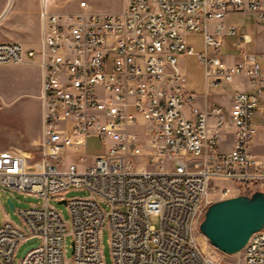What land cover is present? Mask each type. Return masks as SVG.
I'll list each match as a JSON object with an SVG mask.
<instances>
[{
    "label": "built area",
    "instance_id": "built-area-1",
    "mask_svg": "<svg viewBox=\"0 0 264 264\" xmlns=\"http://www.w3.org/2000/svg\"><path fill=\"white\" fill-rule=\"evenodd\" d=\"M54 2L40 0L39 47L0 40V64L37 57L42 120L35 153L0 150V189L43 199L17 210L21 225L0 224V264H14L23 243L16 264H64L67 231L73 264H104V225L113 264H219L225 253L199 231L210 195L264 191V140L262 155L252 151L253 118L264 115V0H127L118 13L88 11L85 0L81 11L59 12ZM240 15L254 18L262 49L247 50ZM187 33L202 36L196 55L208 88L246 78L249 89L235 92L227 113L200 108L187 88ZM228 37L236 54L221 53ZM222 132L233 136L228 151ZM89 135L104 144L91 163ZM69 188L86 195L64 198ZM54 197L65 200L68 223ZM241 253L242 264H264V227Z\"/></svg>",
    "mask_w": 264,
    "mask_h": 264
},
{
    "label": "rangeland",
    "instance_id": "rangeland-1",
    "mask_svg": "<svg viewBox=\"0 0 264 264\" xmlns=\"http://www.w3.org/2000/svg\"><path fill=\"white\" fill-rule=\"evenodd\" d=\"M80 1L55 0L52 7L59 12L81 11L82 8L79 7ZM85 1L88 4V11L97 12L118 13L127 4V0ZM237 21L246 26L244 32L248 33V35H253L254 32H257V26L251 15H240ZM41 36L40 0H0V40L26 42L29 44L27 48H37L40 46ZM227 41H234V37H228ZM246 48L249 51L255 50L253 42L249 43ZM232 49L235 53V48L233 47ZM256 49H262V46L259 44L256 46ZM230 51L222 48L221 53ZM39 71L37 57L26 58L18 64H0V149L24 145L29 139L39 134L38 142L40 141V126L42 120L41 102L38 98L40 83ZM184 74L194 85L199 84L200 78L193 59H186L184 63ZM239 85L244 88L246 86V78L237 77L234 81L220 85L219 89L221 93L219 95L229 92L231 88L235 89ZM203 100L204 96L196 93L195 102H201ZM223 110L225 113L228 112L226 106L223 107ZM253 120L259 126L256 128V133L253 136L252 151L262 155L264 140L262 124L264 122V115L254 116ZM221 136V147L224 148L229 144L230 138L232 141V135L227 132H222ZM38 142L30 152L35 153ZM103 151L104 144L98 137L92 135L87 136L86 152L88 162L91 163L95 156L103 153ZM28 152L24 151L25 154H28ZM71 160H74V158H71ZM211 183L215 184L216 182L212 181ZM62 195L64 198L70 199L86 195V192L83 189L69 188ZM7 197L14 202V209L10 208L7 204ZM213 198L214 194L212 193L209 197L211 199L210 203L215 201ZM42 203L43 199L35 194L18 192L11 189H0V224L5 220H9L16 225H21V219L17 210L29 208L32 205L40 206ZM49 204L54 205L59 210L64 222L68 223L69 214L66 204L58 203L55 197L49 199ZM102 207L105 210L109 209L104 203ZM150 221L154 226L158 227L159 221L157 216L152 215ZM71 240V235L67 231L64 236V264H73ZM100 243L104 264H113L110 253L109 231L106 225L102 228ZM28 245V243H23L19 246L15 255L14 264L21 259L22 252ZM220 258L219 264H242L241 251L233 255H220Z\"/></svg>",
    "mask_w": 264,
    "mask_h": 264
},
{
    "label": "water",
    "instance_id": "water-1",
    "mask_svg": "<svg viewBox=\"0 0 264 264\" xmlns=\"http://www.w3.org/2000/svg\"><path fill=\"white\" fill-rule=\"evenodd\" d=\"M10 208L14 202L6 199ZM58 203H64L60 200ZM264 227V191L212 201L199 223V231L219 251L233 255L240 252L250 236Z\"/></svg>",
    "mask_w": 264,
    "mask_h": 264
},
{
    "label": "crops",
    "instance_id": "crops-1",
    "mask_svg": "<svg viewBox=\"0 0 264 264\" xmlns=\"http://www.w3.org/2000/svg\"><path fill=\"white\" fill-rule=\"evenodd\" d=\"M229 21L231 22V17L229 18ZM241 25L244 26L243 23H241ZM245 27L246 26H244V28H243V32L245 30ZM245 34L248 35V33H245ZM253 36H255V37L253 38ZM248 37H250L251 40H253V41H251L249 43L253 42L254 48H255L254 51H256L257 50L256 46H258L261 43V41H262L261 36H260V32L257 29V32H254L253 35H248ZM185 39H186V41L189 44L192 45V47L194 49V53H192V54H183L180 57V66H181V68H182V70L184 72V63H185L186 59L190 58V59H193L195 61V66H196V69H197V73L199 74V78H200L199 84H195L194 85L191 81H189L188 77H186V86H187V88L189 90H192L193 92L198 93V94H202L204 96V100L201 101V102H197L196 101V104L202 109H209L212 105H220V106H223V107L226 106L229 109L230 105L232 103L233 95L235 94V92L236 91H240V90H248L249 89V86H248L247 82H246V86H244V88L239 85L235 89L231 88V91L225 92L222 95H219L221 93V90L219 89V87L208 88L206 86V84H205V81H204L202 67H201V65H200V63L198 61L197 55H196V53L200 52L204 48L202 36L199 33H187L185 35ZM234 41H235V38H234ZM226 42H227V44L224 47V49L231 50L230 52L234 54V52L232 51L233 50L232 49L233 48L232 47V42L233 41L232 42H228L227 39H226ZM249 43L246 44V47H247V45ZM21 44L25 48H27L28 45H29L26 42H22ZM230 52H226V53H230ZM235 54H236V51H235ZM39 81L41 83L40 71H39ZM40 83H39V90H40ZM41 129H42V121H41V126H40V133H41ZM39 136H40V134L38 136L32 137L24 145L10 146L9 148H5V149H14V150H19V151H23V152L24 151L28 152V151H30L31 149L34 148L35 144L38 142ZM232 141H233V136H232ZM232 141H231V138H230L229 144L226 147H224V148H222L221 144H220V149L222 151H228L231 148V146H232Z\"/></svg>",
    "mask_w": 264,
    "mask_h": 264
},
{
    "label": "bare ground",
    "instance_id": "bare-ground-1",
    "mask_svg": "<svg viewBox=\"0 0 264 264\" xmlns=\"http://www.w3.org/2000/svg\"><path fill=\"white\" fill-rule=\"evenodd\" d=\"M167 130H176V123H167ZM260 190V186H243V193H253Z\"/></svg>",
    "mask_w": 264,
    "mask_h": 264
}]
</instances>
